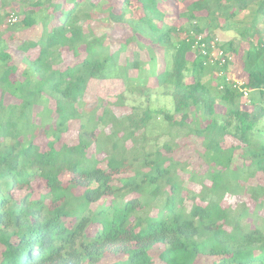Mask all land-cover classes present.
Here are the masks:
<instances>
[{"label":"trees","instance_id":"16d2710c","mask_svg":"<svg viewBox=\"0 0 264 264\" xmlns=\"http://www.w3.org/2000/svg\"><path fill=\"white\" fill-rule=\"evenodd\" d=\"M166 2H187L181 23ZM103 23L118 28L116 49ZM37 25L16 45L19 70L9 41ZM0 27V264H153L157 246L162 264H264V0H0ZM64 52L77 60L64 66ZM234 54L245 98L226 75ZM93 79L123 91L86 108ZM154 93L170 108L153 107ZM182 134L200 140L199 168L175 158Z\"/></svg>","mask_w":264,"mask_h":264},{"label":"rangeland","instance_id":"374dc122","mask_svg":"<svg viewBox=\"0 0 264 264\" xmlns=\"http://www.w3.org/2000/svg\"><path fill=\"white\" fill-rule=\"evenodd\" d=\"M186 4H187V2H184V3L180 2L178 4H177V2H174V3L166 2V3H164L167 20H169L170 22H173L175 24L181 23L182 19H178L177 14L184 9V5H186ZM6 10H8V9H6ZM9 13H12V12L9 11ZM243 14L244 13H241V15H243ZM7 22H8V18L6 17L5 18V25L7 24ZM106 25H108V24L103 23V25H100L99 30L102 27H105ZM108 26H109V34L114 36L113 37L114 39L111 40L112 41V44H111L112 48L116 49L118 47L119 42L121 41V40L117 39L118 34H119L118 28H114V26L111 24ZM2 27H4V26H2ZM2 27H0V30ZM40 31H41V27L39 25H37V26H34V27L29 28L27 30H23L20 33H16L15 35H13V40L9 41V46H10L11 51H13V57H14L13 61L16 64H18V65L21 64V62L19 60L21 53H19L16 50V45L18 44V42H20L21 40H24L26 38H35L40 34ZM4 35L6 36L8 34L4 33ZM215 38H216V41H218L219 43H223V42H226V41L232 39L235 43L240 44L239 49L242 48V46L244 45V41L240 40L237 37V35L232 31L223 32L221 30H217L215 32ZM133 48H135L134 45L128 47L127 51H125L124 53L121 54V59H123L126 56H130ZM36 54H37V50H35V49H32L29 51V55L31 57H34ZM212 54H211V58H212V56H214V57L217 56L218 50L216 48H214L212 51ZM193 56H194L193 54H190L189 58H192ZM232 56L228 57L230 65H229L227 73H226L227 78L229 80H232L234 83H239V84L243 83V81L246 78V74L244 72H242L240 69V67H241L240 56H239V54H237V55L234 54V56L233 57ZM63 60H64L63 65L66 66V65L74 63L77 59H75V57H73L70 52H64L63 53ZM22 66L21 65L19 66V70L22 69ZM19 70L17 72V76L20 75ZM149 82H150L149 85L152 86L153 80L150 79ZM122 91H123V85H122L121 81L118 79H107V80L93 79V80L89 81L88 86H87V90H86V93L84 96L85 106H86V108H91L98 101V98L102 99L104 102H110V103L113 101L115 102L117 99L116 98L117 94L121 93ZM245 97L246 96H244V98ZM142 99L143 98H141V100ZM138 101H139V99L137 97H134V99L129 97V99L126 101L125 105H114V106H112V109L117 115H122L125 112H128V110L131 107L130 105H132L133 103H137ZM151 101H152L151 105L153 107L165 106L166 108H170V106H171V100L169 98L158 95L156 93H154L152 95ZM77 127H78L77 122H71L69 130L63 135L62 139L69 144L74 143L76 141ZM257 127L259 129H261V132L264 134V116L260 119V122L257 124ZM40 139H42V141L44 140V138L41 136L38 140H40ZM178 142L180 143V147L174 153L175 158L181 159V160H187L192 168H195V169L199 168V164L202 162L201 157L199 156V152H202L200 140L195 136H192V135L186 136V135L182 134L181 137H179ZM222 144H223V147H227V146L231 145L232 144V138L229 136L226 137ZM235 159H237V158H235ZM238 161H239V159H238ZM202 166L204 169H206V166L204 164ZM248 182L250 184L261 183L262 182L261 174L260 173L256 174V177L250 179ZM184 184L189 188H196V189L199 188V185L197 183H194V182L188 180L187 178L184 180ZM243 200H246L251 207L253 206V202L249 201L246 196H243V197L227 196L223 201V205L227 206L229 204H231V205L238 204L239 202H241ZM250 219L251 218H249L247 221H252ZM160 250H161L160 246H157L154 249V252H153L154 253V262H153V264H162L157 257V254ZM113 259L114 258H112V256H107L104 258V260L100 264H108ZM213 260H215L213 257L201 256L198 258L196 264H209Z\"/></svg>","mask_w":264,"mask_h":264},{"label":"built area","instance_id":"2783aa9c","mask_svg":"<svg viewBox=\"0 0 264 264\" xmlns=\"http://www.w3.org/2000/svg\"><path fill=\"white\" fill-rule=\"evenodd\" d=\"M7 18H8V22L7 23H10V22H13V21H15L16 20V17L13 15V14H9L8 16H7ZM215 47L213 46V49H214ZM217 49V48H216ZM218 50V54H217V56H212V58H211V54H212V51L210 52V59L211 60H213V59H219L220 60V62H224L225 61V55H223V52H222V50H220V49H217ZM213 55V54H212ZM227 59H228V57H227ZM241 85H242V83H234V86L235 87H237V88H239V90L242 92V94H243V96H247L248 95V93H249V91L247 90V89H244V88H242L241 87Z\"/></svg>","mask_w":264,"mask_h":264}]
</instances>
